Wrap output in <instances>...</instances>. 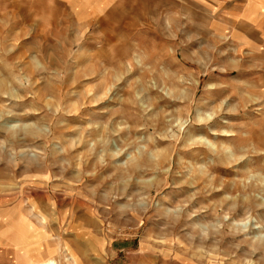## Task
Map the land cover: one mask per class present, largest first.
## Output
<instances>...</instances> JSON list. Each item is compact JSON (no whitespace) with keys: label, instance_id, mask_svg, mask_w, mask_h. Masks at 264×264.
Segmentation results:
<instances>
[{"label":"rangeland","instance_id":"obj_1","mask_svg":"<svg viewBox=\"0 0 264 264\" xmlns=\"http://www.w3.org/2000/svg\"><path fill=\"white\" fill-rule=\"evenodd\" d=\"M206 14L0 0V264H264V40Z\"/></svg>","mask_w":264,"mask_h":264},{"label":"crops","instance_id":"obj_2","mask_svg":"<svg viewBox=\"0 0 264 264\" xmlns=\"http://www.w3.org/2000/svg\"><path fill=\"white\" fill-rule=\"evenodd\" d=\"M175 1V0H168ZM205 8L207 21L214 31H223L238 45L264 40V0H190ZM83 8L79 5L78 15ZM28 241L20 243L14 252L21 258L32 256ZM32 258V257H31Z\"/></svg>","mask_w":264,"mask_h":264},{"label":"bare ground","instance_id":"obj_3","mask_svg":"<svg viewBox=\"0 0 264 264\" xmlns=\"http://www.w3.org/2000/svg\"><path fill=\"white\" fill-rule=\"evenodd\" d=\"M0 85H1V82H0ZM150 85H152V84H150ZM0 118H1V116H0ZM27 129H29V128L24 127V133L26 135L33 134V131L31 129H29V130H27ZM14 132H15V129H14ZM166 160L171 161V155L169 153L162 155L161 158L158 160V162H155L156 163L155 165L161 166ZM37 264H56V262L53 258L48 257L45 260L38 261Z\"/></svg>","mask_w":264,"mask_h":264},{"label":"clouds","instance_id":"obj_4","mask_svg":"<svg viewBox=\"0 0 264 264\" xmlns=\"http://www.w3.org/2000/svg\"><path fill=\"white\" fill-rule=\"evenodd\" d=\"M106 39V38H105ZM225 123H227L226 121H225ZM227 151H229L230 152V150H227ZM239 159H243V157H241V158H239ZM262 207H264V205H262Z\"/></svg>","mask_w":264,"mask_h":264}]
</instances>
